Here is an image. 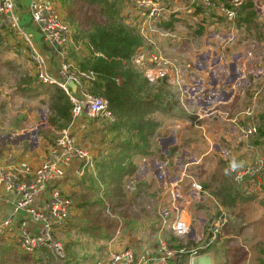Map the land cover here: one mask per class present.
<instances>
[{
    "label": "crops",
    "instance_id": "obj_1",
    "mask_svg": "<svg viewBox=\"0 0 264 264\" xmlns=\"http://www.w3.org/2000/svg\"><path fill=\"white\" fill-rule=\"evenodd\" d=\"M13 1L16 5L19 22L43 48L51 67L54 69L57 65L54 60L55 55L41 40L38 27L30 18L29 0ZM164 1L169 10L165 20H168L171 14L176 19V22L172 24L174 30L163 28L161 32H168L169 35L161 36L155 32L150 39L151 42L145 40L144 45L155 47L152 44L155 42L153 37L159 36L156 40L157 45L162 47L159 54L165 55L168 62L174 61L178 64V74L174 72L176 77L173 76V80L175 84L180 86H189L186 91L188 98H184L185 102L183 100V104L180 105L184 109V113H191V120L188 121L187 118H180L179 116L162 120L159 126L161 136L157 138L162 139L161 141L165 142L166 145L161 147L158 143L159 149L155 156L143 158H141L142 156H135L137 166L130 178V181L135 183V188L133 189V186L128 185L129 191L124 194L126 201L122 204L121 200L109 199L115 196L113 193L115 187H112L110 191L107 190L106 184L104 188V182L100 179V176L115 170L119 162L117 156L115 158L116 151L112 149L117 140L112 141L114 132L110 133L107 129L110 122L115 120L113 113L111 112L112 119L97 117L89 122L90 118L83 116L78 118L76 122L68 124L66 128H69L75 139L87 149L89 158L86 164L83 161L73 160L66 166L65 175L59 182L62 191L72 199V207L67 221L68 227L57 232V238L64 247V256L54 257L48 250L37 251L25 256L26 254L20 251L17 244L16 219L10 229H2L0 226V264H65L64 257L68 258L66 264H86L91 255H95L94 252L97 254L95 257H100L111 250L125 247H132L140 251L144 248L153 247L158 237H163L167 241L173 239L171 240L172 243L187 244L189 239L195 236L197 230L199 233L204 230L207 220L212 216L210 209L214 202L228 206L227 202L213 193L214 189L219 187V180L215 177L214 172L221 175L223 171H226V175L230 177L229 172H231L232 167H238L248 160L250 153L230 119L251 104L253 98L256 105L255 115L247 121L253 122L259 131V136L253 139L254 143H258V141L261 143L264 138L260 131V127L264 128V15L258 14L255 10L257 13L256 20L260 24L257 26H238L236 22L232 25L218 23L209 14H202L199 9L197 15H195L196 10L190 8L176 11L175 7H183L185 0ZM129 15L132 16L133 12L130 11ZM181 17H184V23H180ZM215 17L217 20L222 18L218 15ZM213 23L220 25L214 27L215 32H219V30L226 32V29H229L228 35L220 36L219 39L217 36H213L216 33L210 34L209 24ZM71 26L72 31L76 33L75 27ZM199 27L203 29L201 33L196 32ZM170 36L182 47L190 46V43L195 41L199 44L197 50L202 49V51L195 53L191 50L193 58L188 59L186 57L184 62L178 58L169 60L167 52L163 48L169 44L167 43L170 42L168 39H172L168 38ZM185 38L187 39L185 40ZM72 40L70 50L72 48V50H76L77 54L85 56L86 53L81 41ZM149 60L151 62L150 54ZM185 62L187 64H184ZM192 83H194V88H192ZM198 115H200L199 118ZM171 118L174 120H169ZM84 120L86 121L82 122ZM100 121L101 123H98ZM36 133L32 132L31 143L37 138ZM90 133L92 135L89 138ZM182 133L186 134L183 135ZM89 139L94 142V146H91ZM234 141L236 144H231L234 152H229L234 160L228 162V157H225L228 150L221 143L227 142L229 147V142ZM85 143L88 144L89 148L85 146ZM182 143L187 144L185 146ZM38 154H40L39 158H37ZM3 155L0 161L13 158L26 161L32 166L40 164L46 156L36 148L23 154L11 150ZM145 158H148L147 162L143 161ZM151 163L153 164L151 165ZM147 165H151L154 174H147L145 178H142L141 175L138 177ZM220 168L222 170H219ZM80 169H82L83 174L79 173ZM151 180H155L154 186ZM193 181L201 183L208 194L204 196L194 191L191 193V198L187 200L188 202L182 203L185 208L184 211L188 214L185 216L190 217L191 227L194 230L190 235L174 237L168 229L167 223L163 224L162 217L166 214V221H170L172 200L168 192H164L165 189L161 192L160 190L172 184L178 193L184 195L190 190ZM229 181L232 185H236L233 181ZM241 190L243 192L248 191V189ZM130 191L135 192L132 194ZM258 191L261 192L262 190ZM107 192L110 193L107 195ZM131 196L135 198L138 196V200H131ZM11 199V193H5L0 189V224L10 212ZM109 200L112 203L116 201L117 204H113L111 207L108 204ZM40 201L41 199L37 200L38 203ZM90 206L97 209L94 219L88 215V213H92V210L89 209ZM142 207L145 209L144 212L141 211ZM125 208L134 210L132 222L137 217L138 226H144V230L146 227L148 228L149 233L147 231L142 232L144 237L140 235L142 233L136 231V228L132 230L127 227L128 221L123 220L124 217L121 215V211ZM165 208L167 211H163ZM105 218L106 222H110L111 227L104 222ZM150 218L156 221L155 225L151 224ZM132 222L131 224H133ZM122 224L123 226H121ZM105 232L107 235L102 238L101 235ZM213 246L209 250L210 253H212ZM83 248L87 249L82 251ZM78 249L79 253H77ZM88 254L89 256H87ZM21 259L28 261L24 262Z\"/></svg>",
    "mask_w": 264,
    "mask_h": 264
},
{
    "label": "built area",
    "instance_id": "obj_2",
    "mask_svg": "<svg viewBox=\"0 0 264 264\" xmlns=\"http://www.w3.org/2000/svg\"><path fill=\"white\" fill-rule=\"evenodd\" d=\"M246 0H185L183 7H175L176 11L190 8L202 14H211L222 17L228 24H234L238 10ZM136 6L143 16V26L151 29L145 35L147 41L155 31L152 24L165 19L169 12L164 0H128ZM198 6V7H197ZM13 0H0V28L9 29L20 35L27 44L28 55L34 63L38 79L49 85L62 89L71 102V123L78 118L108 117L112 113L108 109V102L104 97L92 94L81 77H89L84 72H78L70 58L71 30L67 22L57 15V0H29L31 20L37 25L41 40L55 55L56 67L53 69L45 52L38 49L29 33L19 22ZM144 11V13H143ZM175 11V12H176ZM158 35L166 36L168 32ZM152 53L151 62L156 64L168 62L161 54ZM174 72L178 74V64L174 63ZM178 78V77H177ZM73 81L75 89L69 86ZM255 100L230 119L236 132L245 143L250 153L248 160L238 167L230 169L232 181L241 189L262 190L264 187V138L261 143H254L253 139L259 136L257 126L244 119L255 115ZM198 118L200 115L197 116ZM89 154L70 132L69 128L63 129L48 147L45 158L37 166H32L26 161L8 158L0 161V189L11 193V207L8 216L0 226L10 229L15 224L17 244L21 252L34 253L42 249L49 250L54 257L64 256V247L57 238V232L67 225L68 215L72 207V199L66 195L59 184L65 175V168L73 160L87 163ZM83 174L82 169L79 170ZM170 184L160 192H168L172 200L170 221L163 217V224L167 223L168 229L174 237L187 236L191 231V219L185 216L182 203L191 198L194 191L206 196L207 190L197 181L191 182V188L181 195ZM41 199L38 203L37 200ZM167 211V209H163ZM167 213V212H166ZM212 216L207 220L204 230L191 237L192 244H170L163 237H158L155 245L136 251L134 248H122L109 251L97 259L94 264H191L195 256L210 253V248L219 244L223 237L222 229L227 225L233 214L227 205L214 202L210 209ZM188 215V214H187ZM135 251V252H134Z\"/></svg>",
    "mask_w": 264,
    "mask_h": 264
},
{
    "label": "trees",
    "instance_id": "obj_3",
    "mask_svg": "<svg viewBox=\"0 0 264 264\" xmlns=\"http://www.w3.org/2000/svg\"><path fill=\"white\" fill-rule=\"evenodd\" d=\"M123 6L126 7L125 16L122 15ZM198 9L199 7L195 15ZM130 11L133 12L132 16L129 15ZM238 12L235 21L238 26L260 24L256 20L257 13L252 0H246ZM57 15L75 27L76 33L73 32V39L80 40L85 50V56L77 54L76 50H70V58L78 72L89 75V77H81L83 82L92 94L107 100L108 109L115 117L114 122H110L107 129L110 133L114 132L112 141L117 140L112 149L116 151L115 158L117 156L119 162L115 170L100 176V179L104 185L106 184L107 190L110 191L112 187H115L113 192L115 196L109 199L121 200L124 197L122 185H126L127 181L131 180L137 166L135 156L152 157L159 149L156 138L161 136L159 126L164 119L162 115L167 118L176 116L185 118L186 113L178 102L177 95L166 83V76L151 82L134 62L138 48L144 45L145 40L147 41L145 35L151 31L148 26L145 30V25L142 24L143 16L136 6L129 2L126 6L124 0H57ZM215 15L214 12L210 14L212 19L217 20ZM173 22V17H169V20L153 22L152 27L162 30L170 28L169 30L172 31L174 30ZM202 31L203 29L199 27L196 32ZM6 32L15 35L24 43L25 56L36 79L33 83L30 79L31 74H28L27 78L20 74L16 88L22 95L33 93L46 95L48 92L46 101L49 112L48 121L52 126L58 127V130L65 129L71 121V102L68 96L59 87L52 85L54 88L51 89L49 84H44L38 79L34 63L28 55L26 42L20 35L5 28H0V37H3ZM0 64L6 66L5 62ZM260 128L264 135V128ZM259 139L262 140V138ZM215 177L219 180V187L215 188L213 193L217 197L221 196L220 198L225 202H237L242 195L263 193L262 191L243 192L240 187L232 185L229 179L226 181L223 174L220 175L218 172ZM230 180L232 181L231 172ZM144 210L142 207L141 211L144 212ZM151 220V224L155 225L156 221L150 218ZM105 235H107L106 232L102 233L101 237L104 238ZM171 240L173 239L168 241L170 244H177L172 243ZM187 243L192 244L194 241L189 239ZM28 254L26 253L25 256ZM93 254L97 255L95 252ZM95 255L91 257L96 260L103 257H95ZM64 258L66 264L68 258Z\"/></svg>",
    "mask_w": 264,
    "mask_h": 264
},
{
    "label": "rangeland",
    "instance_id": "obj_4",
    "mask_svg": "<svg viewBox=\"0 0 264 264\" xmlns=\"http://www.w3.org/2000/svg\"><path fill=\"white\" fill-rule=\"evenodd\" d=\"M252 3H253V6L256 12L263 16L264 15V0H252ZM127 4H128V0H124V5L127 6ZM124 12H126V7L123 6L122 8L123 16H125ZM170 17H173V21L176 22V19L173 14H171ZM126 19L128 20V18ZM216 21L218 23H231V22H227L223 18H220ZM180 23H184V17H181ZM68 25L71 28L70 43L72 44L73 28L71 24L68 23ZM209 26L211 30L210 34L216 33L213 36L215 37L217 36L219 39H220V36L228 35L229 33V29H226V32L224 30L223 31L219 30V32L218 31L215 32L213 29L215 26H220L219 24L215 25L213 23V24H209ZM153 30L158 33L162 31V29H159L157 27L153 28ZM5 34H3V37H0V61H1L0 63L5 62L6 64V66L3 64H0V158L4 156L3 155L4 153H8L11 150H16V151H19L20 154H23L25 152H29L30 149H33V148H36V150L38 151H42L44 155H46L48 147L53 143V141L57 137L61 135L63 129L58 130V127L52 126V124H50V122L48 121L49 112L47 109L48 106L46 102L48 99V92L46 93V95L42 93L22 95L20 93L21 91H19L16 88V84H17V81L19 80L18 78L20 74L21 76H24L25 78H27L28 74H31L30 79L31 81H33V83L36 82V79H35V76L33 75L32 67H30L26 59V56H25L26 48H25L24 43H22L13 34H9L7 32ZM29 35L32 38L36 47L38 49L43 50V48L40 45H38V43L33 38V36L30 33ZM158 38L159 36L153 37L155 42H153L152 44L155 47L143 45L140 48H138V51L134 57V62L145 73L146 77L151 82H155L157 79L163 76H166L167 77L166 83L170 86V88H172L174 93L177 95L176 98L178 102L181 104L184 98H188V94L186 91L188 90L189 86L187 85L180 86L178 84H175V81L173 80V76L176 77L173 71L175 64L174 63L156 64L154 62H150L149 60V54L152 55V53H158L160 52V49H162V47H159L157 45L156 40ZM168 38H172V39H168L170 42H167L169 44L166 45L163 49H165V51L167 52L169 60L178 58L180 59V61L184 62V60H186V57H188V59L193 58L192 57L193 54H191V50L192 52H195V53H200L202 51V49L197 50V48L199 47L198 46L199 44L195 41L192 42L193 45L190 43V46L182 47L180 44H177L173 40L172 36ZM186 39L187 38H185V40ZM203 43L204 42L202 41V44ZM162 57L164 59H167L165 55H162ZM170 62H173V61H170ZM184 64H187V63L185 62ZM194 87H195L194 83H192V88ZM50 88L53 89L54 86L50 85ZM42 98H43V101H42ZM239 108H241V106H239ZM185 113H186L185 118H187V120L190 121L192 118V116L190 115L191 113L190 112H185ZM162 117H164V119L167 118L165 117V115H162ZM98 118H101V117H98ZM92 120H94V118H90L89 122H91ZM169 120H174V119L171 118ZM85 121L86 120L82 122H85ZM242 122L243 123L247 122V119H244ZM98 123H101V121ZM70 124H71V121L69 125ZM33 131L34 133L37 132L36 133L37 138L34 139V141L32 142L33 144H32L31 140L33 137V134H32ZM182 134L184 135L186 133H182ZM90 135L92 134L90 133L88 135L89 138H90ZM158 140L159 138H156V141ZM161 140L162 139H160L158 143H160L162 147V145H164L165 142ZM89 141L91 143V146H94L93 145L94 142L91 139H89ZM235 142L236 141L232 143L229 142V145H230L229 147H228L227 142H223L221 143V145L223 147H226L228 150L226 151V153L227 152L229 153L230 151L234 150L231 144H234ZM186 144L187 143H184L183 145L186 146ZM200 145L202 144L200 143ZM85 146L88 147V144L85 143ZM180 146H182L181 143H180ZM222 153L224 154V151H222ZM228 153L225 156V157H228V162L233 161L234 160L233 156H231V153L229 154ZM39 156L40 154L37 155V158H39ZM147 159L148 158H145V160L143 161L147 162ZM152 164L153 163H151V165ZM151 165H147L146 168L144 167L142 170V174L139 173L138 177L141 175L142 178H145L147 174L148 175L154 174L153 172L154 170L152 169ZM219 170H222V169L220 168ZM215 173L216 172H214V175H216ZM222 174H223V178H225L226 181L228 179L230 180V177L226 175V171H223ZM127 182H126L127 184L125 183L126 185H122L123 194H126L129 191L128 185L133 186V189L135 188V183H132L131 181H127ZM151 183L154 186L155 180H151ZM104 188H105V185H104ZM252 191L260 192L258 190H252ZM130 192L134 194L135 191H130ZM262 192H263L262 194L254 193L252 195H242L240 196L239 199H237V202H227L233 214V217L227 223L226 227L222 230L221 236L223 237V239L221 240L220 244L213 246L212 253H210L212 255L214 264H264L262 262L264 261V190L263 189H262ZM134 199L136 201L138 200V198L131 196V200H134ZM125 201H126V198L122 197L121 204ZM108 202H109L108 204L111 207H113V204L114 205L117 204L116 201L112 203V201L109 200ZM150 208L154 209L153 207H150ZM89 209L92 210V213L91 214L88 213V215L92 217V219H94L96 217L97 209L91 206L89 207ZM133 211L127 208L121 211V215L124 217L123 220L128 221L127 227L131 228L132 230L133 228H136V231L139 233H142L144 231L148 232L147 227L144 230L145 228L144 226L142 225L138 226L137 217H135V221L132 222ZM116 215L120 217L118 214ZM126 215L128 216L126 217ZM104 222H106V218ZM131 222L133 224H131ZM106 223L109 227H111V225L109 224L110 223L109 221H107ZM121 226H123V224ZM192 230H194L193 227H191V231L188 233V235L191 234ZM144 233L140 235L144 237ZM81 241L84 242V240H81ZM91 242H94V241H91ZM86 249L87 248H83L82 251H85ZM261 250L263 252H261ZM77 253H79V249ZM95 261L96 259L94 257H91L86 262V264H94Z\"/></svg>",
    "mask_w": 264,
    "mask_h": 264
},
{
    "label": "water",
    "instance_id": "obj_5",
    "mask_svg": "<svg viewBox=\"0 0 264 264\" xmlns=\"http://www.w3.org/2000/svg\"><path fill=\"white\" fill-rule=\"evenodd\" d=\"M69 86L74 90L75 84L73 81L69 82ZM191 264H214L212 255L210 253H204L198 256H195L191 259Z\"/></svg>",
    "mask_w": 264,
    "mask_h": 264
}]
</instances>
